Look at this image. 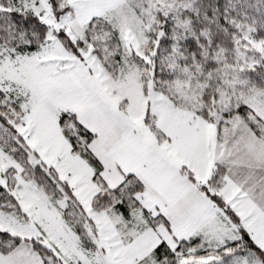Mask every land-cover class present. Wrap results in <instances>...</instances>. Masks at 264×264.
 <instances>
[{
    "label": "snow or ice",
    "instance_id": "snow-or-ice-1",
    "mask_svg": "<svg viewBox=\"0 0 264 264\" xmlns=\"http://www.w3.org/2000/svg\"><path fill=\"white\" fill-rule=\"evenodd\" d=\"M0 264H264V0H0Z\"/></svg>",
    "mask_w": 264,
    "mask_h": 264
}]
</instances>
